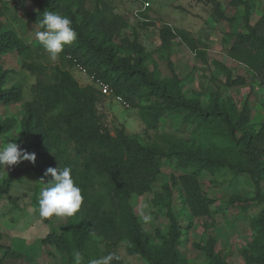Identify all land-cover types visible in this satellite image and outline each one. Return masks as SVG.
<instances>
[{"label": "rangeland", "instance_id": "374dc122", "mask_svg": "<svg viewBox=\"0 0 264 264\" xmlns=\"http://www.w3.org/2000/svg\"><path fill=\"white\" fill-rule=\"evenodd\" d=\"M63 1L72 5L71 0ZM248 1V23L253 25L264 13V0ZM95 4L122 16L124 31L144 47L146 66L157 80L170 79L173 70L174 90L184 97L198 99L204 107L217 101L234 118L244 106L248 114L244 124L235 130L234 145L229 147L227 131L219 122L197 125L186 121L182 114L163 111L156 126L149 127L140 108H152L158 99L146 95L147 91L135 97L133 104L122 96L127 106L101 96L107 109V114L100 113L101 121L112 134L115 127L122 126L143 144L158 143L164 149L190 151L197 157V163L188 167L180 165L176 157L163 158L151 190L132 194L129 200L153 248L163 257L168 255L156 233L168 236L174 220L181 233L176 249L179 264H264L260 259L264 237L258 220L264 208V144L259 145L260 150L258 146H245L249 135L264 129V66L256 70L229 52L235 35L246 31L244 7L232 6L230 0H87L83 7L92 10ZM1 6L4 27L28 46L23 54L13 50L0 55V68L11 70L6 85H17L22 90L19 102L0 103V123L6 117L15 119L13 128L0 135V142L16 143L23 104L32 98L33 85L40 77L25 65L42 66L45 72L41 78L48 81L54 65L67 67L75 78L77 72L64 53L51 60L37 39L36 33L44 29L30 19L35 10L31 0H1ZM166 25L173 33L168 48L162 45L159 32ZM226 70L231 78L241 77L242 83L229 84ZM28 164L31 163L23 160L13 166ZM253 164L259 169L258 190L249 173ZM190 171L211 199L207 215L193 217L177 193V177ZM6 175L5 167L0 170V183ZM43 187L37 176L20 175L14 178L9 191L15 201H9L7 196L0 199V243L23 254L3 264H74L72 255L40 242L52 230L68 233L67 217L39 216L38 197ZM130 245L124 237L115 243L101 236L92 237L83 252L84 264L107 253L120 256L122 264H148L140 255L129 253Z\"/></svg>", "mask_w": 264, "mask_h": 264}, {"label": "trees", "instance_id": "16d2710c", "mask_svg": "<svg viewBox=\"0 0 264 264\" xmlns=\"http://www.w3.org/2000/svg\"><path fill=\"white\" fill-rule=\"evenodd\" d=\"M87 0H71L72 5L63 0H31L35 10L30 19L41 26L43 13L51 11L67 16L77 32V39L64 46L62 53L69 54V61L80 63L96 79L108 83L113 92L134 103L135 97L153 95L157 102L150 107H141L140 115L149 127H155L158 115L163 111L182 114L183 118L197 125L219 122L227 131L226 144L234 145L235 130L248 118L246 107L236 118L217 101L208 107L201 105L198 99L187 98L174 90L172 71L170 79L157 80L146 66L147 55L144 47L124 31L122 16L109 12L102 5L95 4L92 10H85ZM232 6H243L246 31L237 33L230 56L239 59L256 70L264 66V13L254 22L248 23V0H230ZM0 0V55L15 50L23 54L28 46L15 33L4 27ZM42 29H44L41 26ZM162 45L168 48L173 37L172 29L164 26L160 29ZM25 67L38 75L33 85V95L23 104L20 119V134L17 139L28 153H35V163L22 167L8 166L7 175L0 183V199L7 196L15 201L9 191L14 178L20 175H35L47 186L51 175H45L47 168H72L75 182L81 187L84 197L80 210L67 217L65 231L47 232L40 242L52 245L60 252L70 256L74 250L84 252L88 241L101 236L116 242L124 237L131 243L130 254H138L148 264H179L177 247L179 228L172 220L168 236L156 233L167 248V256L153 248L147 233L139 223L129 203L132 194L149 192L163 158L176 157L179 164L188 167L197 163L196 155L190 151L164 149L158 143L143 144L130 137L122 126L115 127L113 134L101 121L100 113L107 114L103 98L93 85H81L67 67H51L50 79L41 78L44 68L36 63ZM171 69V65H170ZM10 69L0 68V103L11 104L21 100L22 90L17 85L7 86ZM228 83L238 85L242 78L230 77L226 70ZM115 74L114 77H110ZM15 119L6 117L0 123V135L14 126ZM264 126V125H263ZM264 144V129L257 135H249L245 146L254 149ZM226 145V146H227ZM212 161L211 159H206ZM4 167V168H5ZM3 169L0 167V170ZM259 169L252 165L249 170L258 190ZM177 193L185 202L191 215L203 216L209 213L211 199L205 195L193 172L181 174L176 179ZM264 200V199H263ZM260 234L264 237V208L258 217ZM0 264L6 259H20L23 254L8 245L0 243ZM108 254V253H107ZM264 260V253L260 256ZM112 264H122L113 260Z\"/></svg>", "mask_w": 264, "mask_h": 264}, {"label": "clouds", "instance_id": "9594fccd", "mask_svg": "<svg viewBox=\"0 0 264 264\" xmlns=\"http://www.w3.org/2000/svg\"><path fill=\"white\" fill-rule=\"evenodd\" d=\"M44 31L36 33V37L55 61L63 52L64 46L73 43L77 39V32L72 27V21L59 13L46 11L40 21ZM2 141V140H0ZM23 160L35 163V153H28L20 144L15 142H0V167L15 165ZM51 175L52 179L43 187L38 197V212L42 218L72 217L81 208L84 197L81 187L75 182L72 168L49 167L45 175ZM150 217H145V220ZM74 264H84L85 257L79 250L72 252ZM120 260L115 253H108L99 258L88 259L87 264H112V261Z\"/></svg>", "mask_w": 264, "mask_h": 264}, {"label": "built area", "instance_id": "2783aa9c", "mask_svg": "<svg viewBox=\"0 0 264 264\" xmlns=\"http://www.w3.org/2000/svg\"><path fill=\"white\" fill-rule=\"evenodd\" d=\"M66 57L71 58L69 54H66ZM73 67L77 73L87 75L92 85L99 91L102 97H111L114 101L127 106L126 101L120 95L115 94L108 83L101 79H96L93 75L87 73L86 69L80 63L75 62V59H73Z\"/></svg>", "mask_w": 264, "mask_h": 264}, {"label": "crops", "instance_id": "0c3cea01", "mask_svg": "<svg viewBox=\"0 0 264 264\" xmlns=\"http://www.w3.org/2000/svg\"><path fill=\"white\" fill-rule=\"evenodd\" d=\"M76 78L75 79L77 80V82L81 85H92V83L90 82L89 78L86 75L77 73ZM103 101H104V98H103Z\"/></svg>", "mask_w": 264, "mask_h": 264}]
</instances>
